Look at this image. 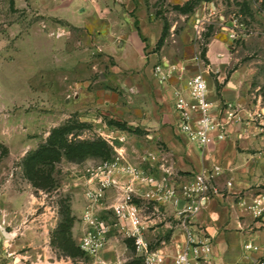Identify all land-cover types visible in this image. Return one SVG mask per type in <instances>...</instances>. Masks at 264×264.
Masks as SVG:
<instances>
[{
	"label": "rangeland",
	"instance_id": "374dc122",
	"mask_svg": "<svg viewBox=\"0 0 264 264\" xmlns=\"http://www.w3.org/2000/svg\"><path fill=\"white\" fill-rule=\"evenodd\" d=\"M197 19L201 25L191 33L195 53L185 62L188 77L204 74L213 50L228 76L245 65L254 71L246 96L264 109V0H0V264H96L80 247L90 228L82 216L91 172L105 160L43 151L52 131L64 128L68 143L103 139L111 159L122 156V163L161 175L158 163L170 166V160L156 149L167 148L150 145L137 115L127 111L130 88L143 68L124 69L118 59L139 65L140 56L156 54L158 66L164 59L180 64L185 23ZM137 30L144 42L140 56L133 43L119 56L104 50L112 31L116 42ZM152 33L163 35L160 47L151 44ZM220 68L208 70L217 93L229 81L218 82ZM255 188L264 190V182ZM111 190L95 208L113 226L101 258L141 264L134 240L116 226ZM134 201L146 237L160 246L178 223L172 209L140 196ZM60 232L77 249L73 256L60 247Z\"/></svg>",
	"mask_w": 264,
	"mask_h": 264
},
{
	"label": "crops",
	"instance_id": "0c3cea01",
	"mask_svg": "<svg viewBox=\"0 0 264 264\" xmlns=\"http://www.w3.org/2000/svg\"><path fill=\"white\" fill-rule=\"evenodd\" d=\"M189 22L185 23L184 43L185 58L180 59V64L164 59L162 61V72H156L154 66H158V56L151 54L148 60L141 58L139 49L140 30L127 39L113 41L116 31H112L110 39L104 44V50L112 56L125 54V50L131 43L137 45L141 59L139 65L129 64L126 60L118 59L124 69L142 67V71L135 76L139 81L132 86L131 103L127 111L137 115V125L145 130V137L151 143L162 142L167 151L162 152L156 149L163 159L170 160V166L165 163H158V168H170L178 181L190 179L196 172L203 168H210L213 165H220L223 172L215 179L217 193L212 194L205 202V206L193 216V222L201 227L212 239L213 253L212 264H254L250 258H256L264 254V226L255 221L249 212L240 205L242 197L250 198L255 192L252 188L258 187L264 181V138L261 135H250L237 139L234 134L238 125L251 129L257 122H252L251 115L259 109V102L251 103L248 91L251 88V78L254 71L247 69L246 65L234 70L229 76L225 70L219 67L220 59L213 53H208L209 63L204 72L208 85L210 98L217 104L231 103L236 105L242 116L241 124L231 128L230 137L220 143L212 144L204 149L190 143L184 136L177 132L176 124L178 114L175 111V91L186 92V78L189 69L186 68V61H190L195 48L191 45L192 30L198 29L201 25ZM100 23V22H99ZM194 25V26H193ZM102 26V25H100ZM143 29V27H141ZM151 44H157L159 37L150 34ZM121 44L122 47H121ZM127 45V46H126ZM212 47V44H210ZM125 46V47H124ZM122 49V50H119ZM179 60V61H180ZM148 62L147 64H145ZM221 62L223 63L222 59ZM186 68L185 70L183 68ZM176 68V70H174ZM220 68L218 82L224 83L226 78L229 81L216 90L215 81L209 76L208 70ZM120 180H126L123 175H117ZM227 182L231 185L228 186ZM145 188H140L141 193ZM256 189V188H255ZM116 197L117 193L115 190ZM169 208V207H168ZM184 232L179 224H176L171 235L164 242L169 253L174 252L175 245L182 242ZM253 242L261 247L260 252H246L244 244Z\"/></svg>",
	"mask_w": 264,
	"mask_h": 264
},
{
	"label": "built area",
	"instance_id": "2783aa9c",
	"mask_svg": "<svg viewBox=\"0 0 264 264\" xmlns=\"http://www.w3.org/2000/svg\"><path fill=\"white\" fill-rule=\"evenodd\" d=\"M162 72L161 66H156ZM186 92L175 91V111L179 118L177 132L190 143L204 149L209 145L227 140L231 128L241 124L242 116L236 105L217 104L210 98L208 85L203 73L197 72L186 79ZM257 122L251 129L238 125L234 134L237 139L261 135L264 138V109L260 108L251 115ZM122 156L103 161L91 172L85 196L88 200L83 213V221L90 228L83 234L80 247L84 252L96 257V264H121L101 258L105 247L106 234L113 229L107 218H99L96 207L101 204L109 189L117 193L116 200L110 205L116 226L134 240L137 256L141 264H212L213 242L206 231L193 222V216L205 206L207 199L217 193L215 179L223 172L220 165L203 168L190 179L178 181L176 174L168 167H161V175L148 173L127 162ZM126 180H120L117 175ZM230 186L231 183L227 182ZM140 188H145L139 193ZM141 197L146 202H157L172 209L184 239L169 253L166 243L153 247L146 237L147 226L141 208L134 201ZM240 205L255 221L264 226V190L255 192L249 199L242 197ZM246 252H260L262 249L253 242L244 244ZM254 264H264V254L250 258Z\"/></svg>",
	"mask_w": 264,
	"mask_h": 264
},
{
	"label": "trees",
	"instance_id": "16d2710c",
	"mask_svg": "<svg viewBox=\"0 0 264 264\" xmlns=\"http://www.w3.org/2000/svg\"><path fill=\"white\" fill-rule=\"evenodd\" d=\"M183 13H186L187 8L183 5L179 8ZM163 35L159 38L157 46L160 47L163 44ZM113 122V121H112ZM117 126H124L123 123L114 121ZM137 129H134L136 131ZM68 131V130H67ZM64 128L54 129L48 139L47 147L44 149L45 155L56 156L60 152L58 150L63 149L64 154L71 160H80L87 156H99L104 160H109L111 148L106 141L103 139H96L93 141H78L76 143H68L65 137ZM56 147V149L54 148ZM111 159V158H110ZM59 240V245L68 252L69 255H74V250H77L73 244L70 242V239H64V234L61 232Z\"/></svg>",
	"mask_w": 264,
	"mask_h": 264
},
{
	"label": "water",
	"instance_id": "95a60500",
	"mask_svg": "<svg viewBox=\"0 0 264 264\" xmlns=\"http://www.w3.org/2000/svg\"><path fill=\"white\" fill-rule=\"evenodd\" d=\"M4 235L6 236V237H9L10 235L7 233V232H5L4 231ZM15 261H17V258L15 259Z\"/></svg>",
	"mask_w": 264,
	"mask_h": 264
}]
</instances>
